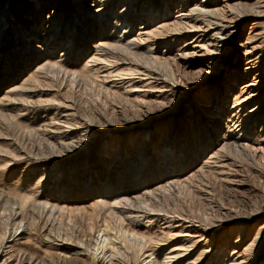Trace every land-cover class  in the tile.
<instances>
[{
  "label": "rangeland",
  "instance_id": "374dc122",
  "mask_svg": "<svg viewBox=\"0 0 264 264\" xmlns=\"http://www.w3.org/2000/svg\"><path fill=\"white\" fill-rule=\"evenodd\" d=\"M104 1L0 0V15L7 13V19L2 20L6 23L2 31L5 51L1 54L0 47V69L5 67L4 75L9 77L0 80V110L9 116L16 115L13 124L0 116V194L2 203L7 204L4 213L0 210V264H135V261L177 264L176 259L167 257L172 256L169 254L174 247L187 249L184 253L188 254V263L195 260V264H234L240 260L239 264H264V128L261 136L252 130V135L258 138L249 142L255 147L256 161L229 158L220 152L229 141L224 139L225 134L229 138L234 131L227 130L226 122L235 97L246 92H240L243 84L251 81L255 84L249 90L244 89L245 96L251 90L256 94L250 99L248 110L261 105L264 111V0H212L209 8L215 9L216 18L199 19L188 16L176 0L162 17L141 12L148 0H139L136 11L134 4L129 3L134 0H110L111 5L103 15L109 16L112 24V14L131 4L125 21H134V36H141L143 45L156 48L176 82H164L162 76L163 80H155L147 73L132 76L124 71L120 75L127 64L113 59L94 65L100 68V77L89 85L82 86L80 81L73 84L70 78L52 75L42 78L39 84L28 82L45 55L50 54L49 50H55L53 57L57 60L63 54L69 31L65 25L57 29L56 19H73L76 38L85 41L80 37L83 29L90 36L101 29L97 24L100 13L96 10L102 8ZM159 4L160 0H155L157 13ZM229 4L238 9L235 14L227 11ZM87 20L92 21V28L87 26ZM214 23L231 26L222 35L229 38L227 42L219 37L211 43L213 31L220 29ZM106 31L120 35L123 27L115 31L107 26ZM70 38L75 43L74 37ZM93 38L85 46L83 56L75 55L77 63L67 61L66 67L80 69L98 53L92 47L98 39ZM24 50L28 55L41 57L38 63L32 66L26 61L22 63L19 57ZM249 57L258 60L255 68L247 64ZM16 72L21 75L12 80ZM103 76L108 78L102 81ZM234 80L237 82L232 87ZM25 82L26 88L34 85L36 88L26 93ZM14 87L20 89L10 92ZM60 105L63 107L59 108ZM22 108L24 113L18 114ZM63 109L67 111L62 113ZM216 115L220 117L219 123L212 121ZM28 128L49 134L52 141H71L75 148H64L63 155L54 162L48 144L40 143L42 136H29ZM206 133L213 139L207 141L205 153H197L196 142ZM180 139L185 148L188 146L182 165L176 160L180 154L176 153L180 151L176 141ZM216 152L220 154L214 156ZM51 161L52 167H59V171L49 169ZM171 178L181 189L171 188L169 200L160 202L159 207L175 210V214L166 217L164 210H147L152 215L118 209L112 220L126 227L133 224L138 232L159 239L156 243L159 251L150 255L146 246L143 252L147 251L139 260L130 257L126 261L123 256L109 261L110 252L105 256L100 253L102 239L107 237L98 227L91 231V250L84 245L85 250H81L63 243L85 240L88 223L80 212L51 211V204L88 208L96 198L115 199L116 192L123 188V192H142ZM124 181L126 185L121 186ZM25 193L34 194L35 205H27L24 213L19 210L9 214L13 204L10 201L20 200ZM7 199L9 202L4 201ZM178 212L183 214L179 217L183 218L185 213L197 217L196 221L202 215L205 217L203 222L194 219L191 225L178 219ZM119 217L125 220L120 221ZM128 233L110 232L119 236L112 238L119 247L124 235L128 240L134 238ZM144 241L143 238L139 244ZM186 257L178 264H183Z\"/></svg>",
  "mask_w": 264,
  "mask_h": 264
},
{
  "label": "bare ground",
  "instance_id": "6f19581e",
  "mask_svg": "<svg viewBox=\"0 0 264 264\" xmlns=\"http://www.w3.org/2000/svg\"><path fill=\"white\" fill-rule=\"evenodd\" d=\"M109 1L110 0H105L103 2L102 8L96 10L97 13H100L98 15L97 24H98V27H101V29L96 30L95 31L96 33H94V35L92 34L96 39H98V41L95 42L92 47L94 48V50L96 52H98L100 54L97 53V54L93 55L90 60L85 62L84 65H82L80 67V69L76 68L77 69L76 70L74 67L73 68H69L68 66L66 67L65 64L67 63V61L68 62L73 61L72 62L73 65H75L77 63V60L74 58L75 55H77L78 57L83 56L85 54V46H88V42L89 41L91 42L92 40H94V38H93V36L89 35V32H88V34H87V32L85 33V30L83 29L81 31L82 36L80 35V37H83V39L85 38V41L80 42L78 40V38H76L77 35H75L77 32V29H76L75 23L73 22V19H70V21L67 20V21H69V22H67L65 18L62 21L59 18H57L55 21V24H54V25H58L57 29H59V28H61V26L65 25L67 27V32L69 31V33L67 34L68 37L66 39H64V42H67V43L65 44L64 50L62 51L63 54L60 55L61 57L59 58V60H57L53 57L55 50L54 49L49 50L48 53H50V54L46 53V54H48V55H45L47 58L45 57L44 60H42V62L37 66L35 72L29 77L30 80H28V82L39 84V83H41L40 80H42V78H44V77L49 78V76L52 75L55 77L70 78L69 82L73 83V84L76 81H80L82 83V86L83 85L85 86V84L89 85L92 82H94L95 80H99V77H100V75H99L100 74L99 73L100 68L94 67V65L97 66L98 64L109 61L110 59H113L114 60L113 62L121 61L122 64H125V65L127 64V68L125 70L124 69L120 70V75L124 74L123 73L124 71H126L125 74L132 75V76L134 74L147 73V75H149L152 78H155V80L156 79L157 80L162 79L161 78V76H162L164 79V82H170V81L176 82L174 77H171V75L169 74L170 71L168 70V67H167L168 63L166 61L162 60L158 56V54L156 53V48L151 47L150 45H143V41H142L143 39L141 40L142 37L141 36H134V32H132V30H133L132 24L134 21L132 23H127V21H125L127 19V17L130 15V14L127 15V13L131 7V4L132 5L134 4L133 9L135 8V11H136V9H137L136 4L138 3L139 0H134V2L131 0L132 2H129V3H131L130 5H128L125 8L118 9L116 11V13L114 12V14H112L113 15L112 17L114 18V22L112 24L109 22V16L103 15L105 10H107V8L111 5V3L108 4ZM151 1L152 0H148V2L143 5L141 12L143 14L145 12H148V16L151 15L154 17H162V16H166L168 14V11H170L171 6H172L171 2L173 0H160V4L158 6V9H160V11H158V13L155 10V0L153 1V3H151ZM202 1H204V0H200V1L199 0H176V4H178L182 8H184V10H187V12L189 13L188 16H190L191 18H193L194 16L196 17V19L200 16H206V17L210 16L212 18H216V16H215L216 11L214 12L215 9L212 10L209 8V6L212 5V3H213L212 0H206L205 4H203ZM224 1H226V0H224ZM232 5L231 4L228 5L227 11L232 12V13H234V12L236 13V10H238V9L236 7H234V5L233 6ZM142 13H141V16L143 15ZM179 16H181V15H179ZM3 19H7V13L5 14L3 12L0 15V47L2 48L1 54L4 53V51H5V46L2 47V45L5 41L4 33L2 31L6 25V23H4V24L2 23ZM87 21H86L87 26L92 28V25H93L92 21L91 20H87ZM214 24L217 26H220V29L218 28V30H217V28H216L213 31L212 35L209 38V39H211V43L215 40H218L219 37H222V35L225 32H228L229 27H231L228 25H222L221 26L220 24H217V23H214ZM107 26H109L111 29H114L115 31H117L120 28V26H122L123 27V32H122L123 34L116 35V32L109 33L106 31ZM83 27L85 28V25H83ZM146 34H147V36H151V33H149V32H147ZM124 35H126V36H124ZM71 36L74 37L73 39H75V43H72V41H71L72 38H70ZM221 39L224 42L225 41L227 42L229 40V38H226V37L225 38L222 37ZM52 47H53V45L50 46V48H52ZM25 52H26L25 50H24V52H21V55L19 57V58H21L22 63L26 61L27 64H30L32 66L33 64L38 63V60H40V58H41V57L37 58L36 56L34 57L31 54L28 55ZM7 57L8 56L6 55L5 59H7ZM257 61H258L257 59L249 57L247 64H249L250 68H255L257 66ZM89 62H95L96 64L89 65V64H91ZM20 70L21 69H18V71H20ZM6 71H7V69H5V67L3 68V66H2L0 69V80H1V78H9V77L4 75L6 73ZM161 71H163L164 74H161ZM20 75H21L20 72H16L14 74V77L12 80L18 79ZM259 75H261V74H259ZM108 76L107 77L103 76V78H101L102 81H105L108 78ZM132 76H129V77L131 78ZM7 82L9 83L10 79L7 80ZM173 82L171 83L172 85H173ZM236 82H237V80H234L233 83L231 82L232 87H234L236 85ZM253 83L254 82L251 81V82H248L246 84H243L240 92L242 93V92L246 91L245 93H247V90H249V88L252 85H255ZM26 84H28V83L25 82L23 84V89L26 90V93L31 92V91H33L34 88H36L35 85L30 86L29 88H26ZM246 88H247V90H244ZM18 89H20V88L14 87V88H10L9 90H10V92H15V91H18ZM90 90H91V88H90ZM19 93H21V92H19ZM245 93L240 95V96L235 97V101H234V105H233V111H231V113L228 117V121L226 122L227 130L229 131L232 129V131L233 130L234 131L231 133V136L229 138H226V137H228V134L227 133L225 134L224 139H228L230 142L227 141L226 143H224L221 147L220 152L226 153V155H228L229 158L235 157V158H242V159L245 158L244 160H246V158L251 159V160H255V158H254L255 151L253 150L255 147H254V145H251L249 142H250V139L251 140H257V138H258V137L256 138L254 135H252V130L257 131V133H259V136H261L262 128H264V111L261 109V105L260 106L258 105L257 107H255L252 110L251 109L248 110L249 109L248 105L251 104V102H249V101H250V99L255 97L256 94L254 91L252 92V90H251V92L248 93L247 96H245L246 95ZM24 99L25 98L23 97L20 100H24ZM55 104H57V103H55ZM58 107L62 108L63 106L60 105ZM69 107L70 106H65V108H67V109ZM25 110H27V109H25ZM64 111H67V110L63 109V111H61V112L63 113ZM47 112H49V111H47ZM20 113L21 114L24 113L23 108L21 110H19L18 114H20ZM0 116L4 120H7L10 124H13L12 121L16 117V115H10V116L6 115V113H4L1 110H0ZM219 118L220 117H218V115H216L212 119V121L219 123V121H220ZM232 121H234V123H233L234 126L236 124V126L234 128L232 127L233 125L232 126L229 125V123ZM26 125L28 126V124H26ZM24 129L26 130V128H24ZM27 134L29 136H31L33 134H40L42 136L40 143L48 144V148H49L48 151L50 154L54 155V158H53L54 162L56 160L58 161V158H59L58 156L63 155V149L64 148H68L69 150L71 148H75L71 141L70 142H57L55 140L52 141L51 138L48 137L49 134L47 135L46 133L40 132L38 129H35V128L34 129L28 128ZM212 139L213 138H210L209 133H206L201 138L200 141H197L198 142V145L196 142L197 153L200 151L205 153L206 151L203 149L205 148L207 141H210ZM259 140L261 141V138ZM58 143H60V144H58ZM176 143L180 144V151H176V153H180V154L176 157V160H177V162H179L182 165L183 161H184L185 153H186V148L188 146H186V148H185L184 147L185 145L183 144V140H181V139L177 140ZM188 144L191 145L192 143H188ZM173 153H175V151ZM20 154L16 155V157L21 156ZM218 154H220V153L216 152L214 154V156H217ZM8 155H10V153ZM210 158H212V157H210ZM205 163L208 164V162H205ZM49 165H50L49 169L51 168V170H53V169L55 171L60 170L59 167H52V165H53L52 161L50 162ZM166 174L168 175L169 172H167ZM44 175L42 177H44ZM192 179H193V176L190 177L188 180H192ZM128 180L132 181L131 179H128ZM125 183H126L125 181L122 182L121 186L126 185ZM142 183H144V182H142ZM135 186H137V184ZM139 187H141V186H139ZM174 187H178L179 191L181 189L180 188L181 186L174 179L171 178V179L167 180L165 183L158 184V185L153 186L151 188L149 187L147 189H144V191H142V192H140L141 190L136 192L135 189H137V188L133 189V190H135L134 192L133 191H126V192L124 191L123 192V190H124V188H123L121 190H118V192H116L118 194V196L115 197V199H104L103 197L96 198V200L91 204V207H88V208L85 206L80 207V206H72V205H66V207H65V206H62L59 204L56 205V203H55V204H51V211H53V210L64 211L67 209V211H69V212H74V213L80 212L81 216H83L84 219L88 223L87 224L88 225L87 232L85 231V233H86L85 234V237H86L85 240L80 238L76 241V243H71V242H63V243L71 244V245L75 246L76 248H82V245H84L85 249L91 250L92 249L90 247L92 245L91 240L93 239L92 235H91V231L93 229L95 231V229L98 227L99 228L98 230L104 231V233L103 232H100V233H103V235H105V237H107L106 239H108V241H109V242H107L106 239H102L103 241L101 242L102 244L100 246L101 247L100 253H103L104 256L106 255V252H110L108 255V256H110L109 261H112L116 257L121 258L123 256H124V260H126V261H128L130 257L135 258V260H139L140 257L142 256V254H145L147 250H151L150 255H152L156 250L159 251L157 249V246H156V243H158L159 239L153 238L151 236V234H149V233H147V234H149V235H147V234H144L142 232H138L137 231L138 229H135L133 224H132V226L130 225V226L126 227V226L120 225L118 223H114L112 221L113 216L118 213V211H117L118 209H121V210L126 209V211L130 210L129 212L152 214V215L154 213H151V212L147 213L148 212L147 210H150V211L155 210L156 212L158 210L159 211L164 210V212H163L164 215H166V217H169L170 215H168V214H170V213L175 214L177 211L175 212V210H168V209L160 208L159 205H161L160 202H163V201L166 202L169 200L171 192H172L171 188H174ZM127 188H129V187H127ZM127 188H125V189H127ZM183 189H185V188H183ZM178 190H177V192H178ZM180 193L178 192V194H180ZM189 193L191 195L192 191L190 190ZM106 197L109 198V196H106ZM3 199H5L4 196H3ZM10 199L12 200V198H10ZM19 199L20 200L16 199L14 202L10 201V204H12V203L13 204L11 206V211L9 212V214H11L12 211L18 212L19 210H21V212L24 213L25 209H27V205H30V204L35 205L34 201H33V199H35V197H34V194H32V193L31 194L30 193L29 194H26V193L22 194V196H20ZM47 200H45V203H46L45 206L48 204ZM4 201L9 202L8 199L4 200ZM15 204H17V207H14ZM117 205H120V206H117ZM6 209H7V204L2 203V195L0 194V210L3 212L4 210L6 211ZM179 212H181V211L179 210ZM179 212H178L179 215L177 216L178 219L181 218L179 216L183 215ZM173 216L174 215H172V217ZM182 217L183 218H181V219H185V221L188 224H191V222H194V219L197 218L195 216H190V215H187L185 213H184V216H182ZM204 217H205V215H202V219H204ZM206 217H208V215H206ZM22 218H24V217H22ZM119 218L121 219L120 221L125 220V218H121V217H119ZM202 219H200L198 217V220L200 222H203ZM206 219H208V218H206ZM197 221L195 219V222H197ZM99 222H102L101 225ZM100 227H103V228H100ZM114 230H116V233L117 232H121V233L122 232H129V233L133 234V236L136 240L134 242H133L134 238L128 240V238H124V236H125L124 235L122 237V242L124 244V247H123V244L121 245V247H119V246L115 245V242L112 239V238H114L113 236H115V235L110 234V232L114 231ZM118 237L119 236H115V238H118ZM138 238H140V240L137 242ZM143 238L145 239V241H144L143 245L142 244L140 245L139 243L142 241ZM146 246H148L147 248H149V249H147L143 252L144 247H146ZM85 249L82 248L81 250H85ZM186 250L187 249H184V248L174 247V249L169 254L172 256H167V257H172L173 259H176L177 264H178L181 262L182 258H184L188 255V254L184 253V252H186ZM94 255H96V254H94ZM150 255H148V256H150ZM183 260L185 261V262H183V264H193V263L195 264V260L192 261V263H188V257H186V259H183ZM235 260L237 261V259H235ZM172 262H173V260H172ZM239 262H241V261L239 260L234 264H239ZM136 263L137 262L135 261V264ZM231 263L233 264V262H231ZM169 264H170V262H169Z\"/></svg>",
  "mask_w": 264,
  "mask_h": 264
}]
</instances>
